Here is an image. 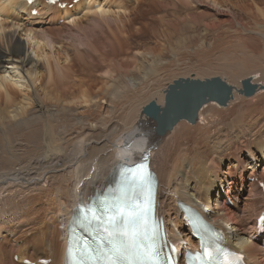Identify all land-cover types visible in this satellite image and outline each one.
<instances>
[{"label": "bare ground", "instance_id": "bare-ground-1", "mask_svg": "<svg viewBox=\"0 0 264 264\" xmlns=\"http://www.w3.org/2000/svg\"><path fill=\"white\" fill-rule=\"evenodd\" d=\"M75 1L59 9L0 0V264H68L79 209L105 199L121 166L143 160L168 243L198 246L183 219L189 206L249 264H264L255 230L264 203L256 182H264V13L253 9L264 0L178 1L247 33L239 54L220 39L134 47L124 29L137 25L134 8L155 0H133V12L120 0ZM142 28L157 33L156 23ZM199 55L193 69L180 59Z\"/></svg>", "mask_w": 264, "mask_h": 264}, {"label": "snow or ice", "instance_id": "snow-or-ice-1", "mask_svg": "<svg viewBox=\"0 0 264 264\" xmlns=\"http://www.w3.org/2000/svg\"><path fill=\"white\" fill-rule=\"evenodd\" d=\"M120 177L123 190L117 198L99 200L79 209L98 238L89 249L87 260L72 262L69 249L70 264H162L155 239L148 236L146 229L152 213L150 198L145 195L146 190L150 191V173L140 161L133 166H121ZM201 248L206 264H233L226 249L216 246L209 251L206 244ZM163 264H176L175 258L169 255Z\"/></svg>", "mask_w": 264, "mask_h": 264}, {"label": "rangeland", "instance_id": "rangeland-1", "mask_svg": "<svg viewBox=\"0 0 264 264\" xmlns=\"http://www.w3.org/2000/svg\"><path fill=\"white\" fill-rule=\"evenodd\" d=\"M120 1L125 2L124 6H126V5L127 6L124 10H127V11H131L135 6V3H133L135 1H133V0H131V3L126 2V0H120ZM155 1H156V3L153 5H150L149 9H146L145 5H143V6L141 5L140 13L136 12V9L134 8L135 13H134L132 20H133V22L135 21V24H137V25H133L132 28L134 31H132V32H129L128 26L126 29H124L125 30L124 34L126 32H128V34H130V38L133 37L134 47L137 46V44H140V45L142 44L141 45L142 48H152V49H155L157 52H162V51H164L163 48H164L165 42H172V41H176L179 39H186L189 41L190 40L193 41L194 39H202V40L212 39V41L220 39L221 44H223V45L230 43L229 47L226 49L233 51V53L235 51V52H237V54H239L241 51L245 50L246 40H248L249 35L247 33H245L241 28L234 25L233 23H230V22L222 23V21L218 22V20L212 19V17H210V16H207V15H206V17L201 16V14H198V12H200V9L198 7L193 6V4H190L191 6L182 5L181 3L178 2L179 0H177V1L176 0H167V1L166 0H155ZM217 1H218V3L246 2V4H247V2H249V0H217ZM162 2L163 3L164 2H170L173 5L170 6V8H164L160 5ZM154 5H158V6L154 7ZM172 7H174L175 10ZM151 9H153L154 11H152ZM253 9H254V12L256 14H258L259 16H262L264 13V3L260 2V1H256L255 3H253ZM149 10H151V12H149ZM132 12H133V10H132ZM190 12L193 14H190ZM239 12L241 14H244L243 12H247V11L245 9H242ZM188 14H189V16H188L189 22L188 23L183 22L184 18H186ZM152 15L154 16V18ZM177 16H180L181 18L177 17ZM194 16L195 17L197 16V17L194 19ZM161 17H164L168 20H171L174 24L176 23L177 30L172 28V26L167 27L168 25H166V22H163L160 20ZM155 18H158L159 20H155ZM177 18L179 19V22L177 21L178 20ZM205 18H206V20H205ZM137 19H138V21H137ZM152 22L156 23V28H157L156 35H151L150 31L147 28H142L144 25H147L148 23H152ZM245 22L247 23L248 21L245 20ZM204 24L206 27H204ZM211 24L215 25V27H212ZM138 26L140 27L141 30L136 31V29L139 28ZM246 28L248 30H253V28L251 26H248ZM212 29H213V31H212ZM207 30L208 31L210 30V31L207 32ZM176 31L177 32L179 31V32L177 33ZM205 31L209 36L205 33ZM207 36H208V38H207ZM136 38L138 40H136ZM249 42H247V43H249ZM218 51H220V50H218ZM263 51H264V48L262 50V53H264ZM203 56L204 55H199L197 57L181 56L180 59L183 60V63L188 66V69H193L194 67H193L192 62L199 60ZM226 56L233 58V56H231V55L226 54ZM234 57L235 58L237 57L236 59L239 58V56H234ZM240 58H242V59L240 60L241 62H239V63L243 62L244 64H250L244 56H242V57L240 56ZM244 61L245 62L247 61L248 63L247 62L245 63ZM15 262H17V258H15Z\"/></svg>", "mask_w": 264, "mask_h": 264}, {"label": "water", "instance_id": "water-1", "mask_svg": "<svg viewBox=\"0 0 264 264\" xmlns=\"http://www.w3.org/2000/svg\"><path fill=\"white\" fill-rule=\"evenodd\" d=\"M214 82H216V83H220V81L219 80H217V81H215L214 80ZM221 84V83H220ZM244 88H245V90H246V93H248V94H250L251 92L248 90V88H249V84H248V82H244ZM216 90V89H215ZM207 98L209 97L210 99H218L219 100V98L220 97H218V96H216V95H212V94H208V96H206ZM220 101V100H219ZM222 103V102H221Z\"/></svg>", "mask_w": 264, "mask_h": 264}]
</instances>
